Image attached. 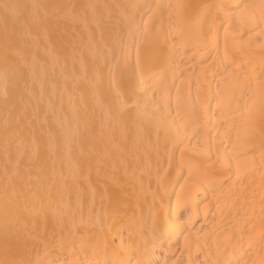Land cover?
I'll use <instances>...</instances> for the list:
<instances>
[{"label": "bare ground", "instance_id": "1", "mask_svg": "<svg viewBox=\"0 0 264 264\" xmlns=\"http://www.w3.org/2000/svg\"><path fill=\"white\" fill-rule=\"evenodd\" d=\"M0 264H264V0H0Z\"/></svg>", "mask_w": 264, "mask_h": 264}]
</instances>
